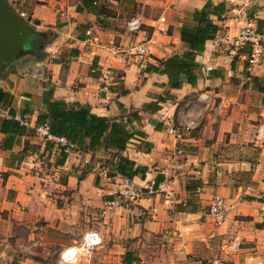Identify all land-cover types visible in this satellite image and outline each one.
<instances>
[{
	"label": "crops",
	"instance_id": "1",
	"mask_svg": "<svg viewBox=\"0 0 264 264\" xmlns=\"http://www.w3.org/2000/svg\"><path fill=\"white\" fill-rule=\"evenodd\" d=\"M6 1L34 35L17 73L0 80L7 109L26 124L8 149L0 133V264H264V54L249 67L245 50L229 43L247 22L264 30V0ZM208 2L221 18L212 17L218 31L195 56L196 81L170 88L166 75L146 68L185 51L182 31ZM132 18L135 33L125 29ZM139 43L148 49L145 68L130 54ZM107 67L114 79L104 90ZM45 93L124 123L136 112L121 152L137 169L130 181H166L172 197L108 210L117 179L99 166L109 152L59 155L37 136ZM214 197L229 207L221 222L207 214ZM89 231L102 245L63 261L61 251Z\"/></svg>",
	"mask_w": 264,
	"mask_h": 264
},
{
	"label": "trees",
	"instance_id": "2",
	"mask_svg": "<svg viewBox=\"0 0 264 264\" xmlns=\"http://www.w3.org/2000/svg\"><path fill=\"white\" fill-rule=\"evenodd\" d=\"M221 11L220 6H213L208 2L202 10L194 12L193 25L182 31L181 41L186 48L185 51L181 55H173L160 61L157 67L148 65L146 71H159L166 75L170 88H178L183 82L194 84L197 70L195 56L203 51L207 40L215 37L218 26L212 17L220 20ZM245 52L247 53L246 50ZM10 99V96L0 89V106H5L10 115L9 119L0 120V133L6 136L3 141L5 149L10 148L13 139L23 135L26 130L15 120L13 111L7 109L10 106ZM43 105V110L37 116V125H47L53 136L66 138L82 153L99 150L109 152L110 158L99 166L108 167L107 177L120 176L132 179L137 169H133L134 163L123 157L121 152L133 135L126 129V123L131 121L130 117L138 119L136 112L128 116L126 123L121 119L110 120L92 114L86 105L51 101L50 93L44 94Z\"/></svg>",
	"mask_w": 264,
	"mask_h": 264
},
{
	"label": "built area",
	"instance_id": "3",
	"mask_svg": "<svg viewBox=\"0 0 264 264\" xmlns=\"http://www.w3.org/2000/svg\"><path fill=\"white\" fill-rule=\"evenodd\" d=\"M19 16L22 19H26L25 13H19ZM139 28L140 23L136 18L128 20L125 24V29L129 33H135ZM229 43L234 50L241 49L247 51L243 57L249 67H255L262 64L264 54V30L259 31L253 24L247 22L242 28H240L236 37L229 41ZM131 50L132 52H130V54L136 58L138 66L140 68H145L148 56V49L145 43H139L132 47ZM112 79H114L113 72L109 67L100 71L99 81L102 89L108 90L109 86H111ZM206 100V97L202 99V101ZM9 118L10 115L8 112L0 107V120ZM14 118L20 125H26L21 117L16 116ZM257 130L259 136L264 135V119ZM167 131L175 137L180 134L173 126H170ZM35 134L41 137L44 141L53 142L57 147V153L59 155L71 156L73 154H82V152L66 138L53 136L49 132L47 125L37 126L35 128ZM178 153L181 152L179 151ZM99 170L106 174L109 169L108 167H99ZM113 178L117 180L114 183L113 190L110 194L111 200L106 202V208L108 210H117L128 213L131 211V206L145 195H164L168 199L172 197V191L166 181L156 182L155 180H150L145 185H138L130 181V179H124L120 176H115ZM228 209L229 207H227L224 199L214 197L209 203L207 214L213 217L216 222H221L225 218ZM101 245L102 241L99 233L96 231H89L83 236L82 241L78 245L63 250L61 253V259L65 262H70L79 254L89 255Z\"/></svg>",
	"mask_w": 264,
	"mask_h": 264
},
{
	"label": "water",
	"instance_id": "4",
	"mask_svg": "<svg viewBox=\"0 0 264 264\" xmlns=\"http://www.w3.org/2000/svg\"><path fill=\"white\" fill-rule=\"evenodd\" d=\"M251 18L250 15L247 16ZM34 32L14 12L6 0H0V80L17 73L15 60L30 44Z\"/></svg>",
	"mask_w": 264,
	"mask_h": 264
},
{
	"label": "rangeland",
	"instance_id": "5",
	"mask_svg": "<svg viewBox=\"0 0 264 264\" xmlns=\"http://www.w3.org/2000/svg\"><path fill=\"white\" fill-rule=\"evenodd\" d=\"M248 13H247V11H245L244 12V15L246 16ZM28 59V58H27ZM30 69V68H29ZM33 69V70H32ZM31 70L33 71V72H35V73H38L39 71H38V68H36V67H34V68H31ZM61 253H62V251H61ZM60 253V254H61Z\"/></svg>",
	"mask_w": 264,
	"mask_h": 264
},
{
	"label": "flooded vegetation",
	"instance_id": "6",
	"mask_svg": "<svg viewBox=\"0 0 264 264\" xmlns=\"http://www.w3.org/2000/svg\"><path fill=\"white\" fill-rule=\"evenodd\" d=\"M31 47H33V48H34V45H33V46H31ZM33 48H32V49H33Z\"/></svg>",
	"mask_w": 264,
	"mask_h": 264
}]
</instances>
